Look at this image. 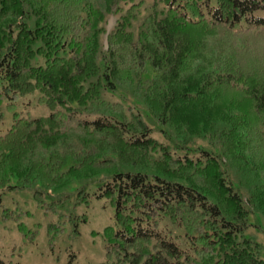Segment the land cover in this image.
I'll use <instances>...</instances> for the list:
<instances>
[{"label":"trees","instance_id":"trees-1","mask_svg":"<svg viewBox=\"0 0 264 264\" xmlns=\"http://www.w3.org/2000/svg\"><path fill=\"white\" fill-rule=\"evenodd\" d=\"M162 2L134 34L145 0H0V109L13 119L0 133V190L37 186L44 207L42 194L97 179L92 196L114 210L101 264H264L223 167L244 176L264 219V0ZM109 14L120 16L102 51ZM220 30L237 44L213 59L208 43ZM120 88L161 125L219 152L175 155L180 148L151 137L133 107L104 97ZM34 94L49 114L21 117V98ZM89 195L80 188L73 210ZM68 221L78 233L87 219ZM17 228L32 241L33 231ZM65 232L47 228L50 241Z\"/></svg>","mask_w":264,"mask_h":264},{"label":"rangeland","instance_id":"rangeland-1","mask_svg":"<svg viewBox=\"0 0 264 264\" xmlns=\"http://www.w3.org/2000/svg\"><path fill=\"white\" fill-rule=\"evenodd\" d=\"M121 5L128 7L126 4ZM154 9L164 10L162 0H145L139 19L133 24L132 31L134 34H137L141 21ZM119 16V14H109L100 25L105 30L100 37L102 51L107 50L108 35L113 30ZM259 37H257L260 39L257 54L264 62V40L262 35ZM236 38L232 33L220 30L214 38L209 39L207 54L213 59L219 57L237 44ZM153 76H155V73L150 72L149 77ZM104 97L113 102L123 103L126 107H133L148 124L151 129V137L160 143L180 148L175 151V155H188V157L195 158L199 155L201 149L213 151L214 153L219 152L218 149L204 139L187 140L182 135H178L172 128L161 125L149 112L142 98L132 89L120 88L116 93L104 92ZM36 98L37 94L21 98L20 105L17 106V112L21 117L35 119L49 114L45 106L36 102ZM12 121V115L1 108L0 133H4ZM223 164L224 169L227 171L228 181L241 195L245 207L249 211V227L245 234L258 245L264 246L263 215L254 204L249 189L242 184L245 181L244 176L235 173L228 163L224 162ZM96 182L97 179L91 181L76 180L68 188L56 194L48 191L47 197L45 194L41 196L44 207H40L33 198V190L39 189L37 186L14 191L0 190V260L2 264H101L104 262L105 240L102 232L105 227L113 223L114 210L108 201L98 200L92 196V193L96 190ZM14 184H16V180L13 179L10 185ZM82 187H85L90 194L89 206L77 205L78 207L74 211L73 206L76 203V195ZM51 201L59 205V207L55 206L57 207L56 211L53 209L47 210ZM4 211L12 213L5 220H3ZM72 216H85L87 219L86 223L79 224L78 233H72V226L68 221ZM20 223L34 232V236L31 238L32 241L25 238L18 231L17 226ZM55 224L64 227L66 232L57 235L50 241L47 228Z\"/></svg>","mask_w":264,"mask_h":264}]
</instances>
